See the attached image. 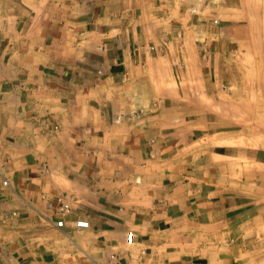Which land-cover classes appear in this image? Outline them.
Instances as JSON below:
<instances>
[{
	"label": "crops",
	"instance_id": "1",
	"mask_svg": "<svg viewBox=\"0 0 264 264\" xmlns=\"http://www.w3.org/2000/svg\"><path fill=\"white\" fill-rule=\"evenodd\" d=\"M122 3L0 0V264H208L197 238L236 217L191 165L165 163L179 142L157 129L149 148L131 49L146 5Z\"/></svg>",
	"mask_w": 264,
	"mask_h": 264
},
{
	"label": "rangeland",
	"instance_id": "2",
	"mask_svg": "<svg viewBox=\"0 0 264 264\" xmlns=\"http://www.w3.org/2000/svg\"><path fill=\"white\" fill-rule=\"evenodd\" d=\"M143 1L131 49L142 58L134 98L146 106L149 148L157 129L179 142L165 163L191 165L192 184L236 216L193 250L208 264H264V0Z\"/></svg>",
	"mask_w": 264,
	"mask_h": 264
},
{
	"label": "built area",
	"instance_id": "3",
	"mask_svg": "<svg viewBox=\"0 0 264 264\" xmlns=\"http://www.w3.org/2000/svg\"><path fill=\"white\" fill-rule=\"evenodd\" d=\"M2 186H7V180L2 181ZM57 203V210L63 216L64 214L68 213L70 210V206L67 202H65L61 197L56 199ZM55 225L59 228L64 227V218L55 221ZM89 227V221L83 218H77L73 220V228L77 230L87 229ZM134 233L133 231L129 230L126 232L125 235V242L126 244L130 245L133 242ZM109 259L115 261L117 264H127L126 262L120 260L117 254L112 253L109 255ZM95 264H101L100 262H95Z\"/></svg>",
	"mask_w": 264,
	"mask_h": 264
}]
</instances>
